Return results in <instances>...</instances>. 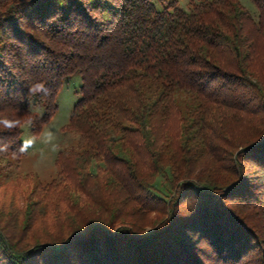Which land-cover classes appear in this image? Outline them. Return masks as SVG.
Segmentation results:
<instances>
[{
	"label": "trees",
	"instance_id": "trees-1",
	"mask_svg": "<svg viewBox=\"0 0 264 264\" xmlns=\"http://www.w3.org/2000/svg\"><path fill=\"white\" fill-rule=\"evenodd\" d=\"M250 2L0 0V264H264V0ZM74 76L78 142L28 191L6 176L23 126L40 135ZM36 81L50 93L30 95Z\"/></svg>",
	"mask_w": 264,
	"mask_h": 264
},
{
	"label": "rangeland",
	"instance_id": "rangeland-1",
	"mask_svg": "<svg viewBox=\"0 0 264 264\" xmlns=\"http://www.w3.org/2000/svg\"><path fill=\"white\" fill-rule=\"evenodd\" d=\"M192 1L198 2L199 0H169V2H176L186 10L190 8ZM241 1L250 11L255 12L250 0ZM157 5L159 10H163L162 5L159 3ZM81 85L82 81L80 76H74L63 83L58 94V111L52 120L43 128L40 135L36 136L32 134L28 124L23 126L22 141L24 142L27 139L35 137V142L30 147L26 146V154L22 158L12 160L13 168L6 173V176L9 178L19 175L27 177L28 184L25 189L28 191H30L33 184L40 183L46 186L55 181L60 174V169L56 163L59 152L77 144L78 136L66 131L65 128L70 122L74 106L81 98ZM47 132L54 134L53 143L57 146L56 151H52L50 144L42 143L44 134ZM93 170L95 171V168ZM157 186L162 190L164 195H170L172 193L169 183L163 176L159 178ZM151 231V228L146 229V233H150Z\"/></svg>",
	"mask_w": 264,
	"mask_h": 264
},
{
	"label": "clouds",
	"instance_id": "clouds-1",
	"mask_svg": "<svg viewBox=\"0 0 264 264\" xmlns=\"http://www.w3.org/2000/svg\"><path fill=\"white\" fill-rule=\"evenodd\" d=\"M49 93H50V89H48L45 83L42 81H36L29 86L30 95H37V94L48 95ZM3 123L8 127L14 126L13 122L8 120H4ZM53 140H54V134L52 132H47L44 134L42 143L50 144L52 146V151H56L57 146L55 143H53ZM34 142H35V137L25 140L21 146V151L25 149V146L28 147L32 146Z\"/></svg>",
	"mask_w": 264,
	"mask_h": 264
}]
</instances>
